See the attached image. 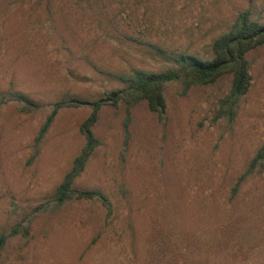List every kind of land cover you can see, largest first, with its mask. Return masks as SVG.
I'll use <instances>...</instances> for the list:
<instances>
[{"label":"rangeland","instance_id":"374dc122","mask_svg":"<svg viewBox=\"0 0 264 264\" xmlns=\"http://www.w3.org/2000/svg\"><path fill=\"white\" fill-rule=\"evenodd\" d=\"M264 0H0V232L17 233L0 264H264V167L234 188L264 145V45L247 54L251 84L236 118L215 120L230 79L165 91L161 119L146 101L105 106L101 141L74 184L100 200L54 194L85 142L88 105L123 89L133 70L162 72Z\"/></svg>","mask_w":264,"mask_h":264},{"label":"trees","instance_id":"16d2710c","mask_svg":"<svg viewBox=\"0 0 264 264\" xmlns=\"http://www.w3.org/2000/svg\"><path fill=\"white\" fill-rule=\"evenodd\" d=\"M262 45H264V23L252 19L250 9H246L238 14L227 30L213 40L209 59L188 53L176 55L173 57L174 67L162 72L135 69L130 76L122 77L123 81L127 83L125 88L113 90L106 97L94 101L72 98L57 102L36 138L37 145L44 138L61 108L88 105L92 108V112L80 125L85 142L79 154L75 156L70 170L65 174L55 191V208H61L73 199H97L111 211V203L102 191L80 190L74 187L76 179L84 172L93 153L101 144L93 128L103 107L117 106L120 102H124L127 107L126 125H128L130 109L140 101H146L149 110L163 119L167 110L165 91L170 83L179 81L186 91L192 86L212 85L229 78L230 87L218 101L215 120L227 118L229 121H233L238 114L241 100L249 91L251 84L252 77L247 54ZM258 166L264 167V145L250 161L247 171L234 188V194L238 191L241 183ZM16 233L17 227L9 232H0V250Z\"/></svg>","mask_w":264,"mask_h":264}]
</instances>
